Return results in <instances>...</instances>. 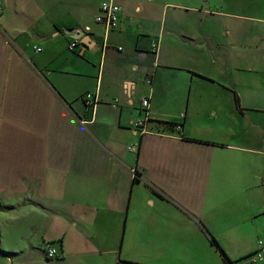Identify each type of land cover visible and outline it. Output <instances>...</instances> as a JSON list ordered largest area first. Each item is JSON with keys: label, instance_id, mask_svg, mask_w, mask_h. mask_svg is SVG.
Here are the masks:
<instances>
[{"label": "crops", "instance_id": "obj_1", "mask_svg": "<svg viewBox=\"0 0 264 264\" xmlns=\"http://www.w3.org/2000/svg\"><path fill=\"white\" fill-rule=\"evenodd\" d=\"M101 1L0 0V264H255L264 0Z\"/></svg>", "mask_w": 264, "mask_h": 264}, {"label": "built area", "instance_id": "obj_2", "mask_svg": "<svg viewBox=\"0 0 264 264\" xmlns=\"http://www.w3.org/2000/svg\"><path fill=\"white\" fill-rule=\"evenodd\" d=\"M121 8L114 0H102L100 5V13L96 16V23L105 26L108 30H115L120 23ZM70 44L68 46L69 51H74L80 42L78 39L70 38ZM37 52L42 51L40 47L34 46ZM83 100L87 106L93 107L96 104L95 96L90 92L83 96ZM142 107L147 109L149 107V100L144 99L142 101ZM252 261L255 264H264V242L258 240V248L253 254ZM57 257L56 251L50 249L48 251V257Z\"/></svg>", "mask_w": 264, "mask_h": 264}, {"label": "water", "instance_id": "obj_3", "mask_svg": "<svg viewBox=\"0 0 264 264\" xmlns=\"http://www.w3.org/2000/svg\"><path fill=\"white\" fill-rule=\"evenodd\" d=\"M64 34L69 38L78 39V41H81L85 45L94 41L93 37L84 30H65Z\"/></svg>", "mask_w": 264, "mask_h": 264}, {"label": "trees", "instance_id": "obj_4", "mask_svg": "<svg viewBox=\"0 0 264 264\" xmlns=\"http://www.w3.org/2000/svg\"><path fill=\"white\" fill-rule=\"evenodd\" d=\"M209 234V237H210V242L212 243V244H214V246H216L217 248H218V250H220V252L222 253V256H223V258H224V260L226 261V263L227 264H235V262L234 261H231L230 259H229V257L227 256V253L225 252V250L220 246V244L215 240V238H214V236L212 235V234H210V233H208Z\"/></svg>", "mask_w": 264, "mask_h": 264}, {"label": "rangeland", "instance_id": "obj_5", "mask_svg": "<svg viewBox=\"0 0 264 264\" xmlns=\"http://www.w3.org/2000/svg\"><path fill=\"white\" fill-rule=\"evenodd\" d=\"M210 4H209V10H211V11H214V10H216V6H219V4L220 3H222L223 2V0H210ZM222 9V11H227L225 8H221ZM254 232V231H253ZM257 240H258V238L257 237H255V236H253V240H252V248H254L255 247V242H257ZM258 246V245H257ZM256 250H257V248H256ZM256 250L254 251V253L256 252ZM253 253V254H254ZM253 256L254 255H252L251 256V259L253 258Z\"/></svg>", "mask_w": 264, "mask_h": 264}]
</instances>
